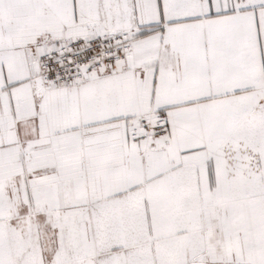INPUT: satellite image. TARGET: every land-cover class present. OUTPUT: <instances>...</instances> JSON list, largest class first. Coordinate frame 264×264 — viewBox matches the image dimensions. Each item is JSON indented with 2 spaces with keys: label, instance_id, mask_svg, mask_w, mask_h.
Instances as JSON below:
<instances>
[{
  "label": "snow or ice",
  "instance_id": "6c2138e0",
  "mask_svg": "<svg viewBox=\"0 0 264 264\" xmlns=\"http://www.w3.org/2000/svg\"><path fill=\"white\" fill-rule=\"evenodd\" d=\"M0 264H264V0H0Z\"/></svg>",
  "mask_w": 264,
  "mask_h": 264
}]
</instances>
